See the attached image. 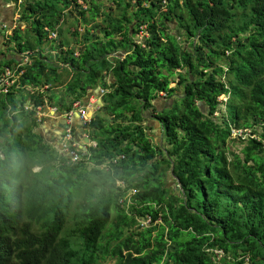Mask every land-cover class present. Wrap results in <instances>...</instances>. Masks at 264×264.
Listing matches in <instances>:
<instances>
[{"label":"trees","instance_id":"16d2710c","mask_svg":"<svg viewBox=\"0 0 264 264\" xmlns=\"http://www.w3.org/2000/svg\"><path fill=\"white\" fill-rule=\"evenodd\" d=\"M84 1L26 0L27 31L10 37L33 51L20 82L49 84L61 110L110 91L88 127L97 144L77 162L38 130L42 91L30 109L24 88L0 92V264H264V0ZM69 19L84 30L64 35ZM42 43L56 59L35 51ZM18 63L0 59V72ZM163 98L173 103L159 109ZM236 128L246 144L230 156Z\"/></svg>","mask_w":264,"mask_h":264},{"label":"clouds","instance_id":"9594fccd","mask_svg":"<svg viewBox=\"0 0 264 264\" xmlns=\"http://www.w3.org/2000/svg\"><path fill=\"white\" fill-rule=\"evenodd\" d=\"M77 1L80 5V8L81 5L83 7H87L88 5V3H85L84 0ZM25 3L26 0H0V59L11 58L9 57V55H13L12 57H19V59H17L19 63L16 64L14 68L6 67L0 72L1 76V74L5 73L7 69L11 70L13 72L11 79L14 81V83L9 87L8 91H5L0 85V92L6 94L10 90H12L13 86H15L16 89L24 88L22 94L23 96H25V108L30 109L34 107L32 95H35L39 91H42L43 94H45L44 98L46 103L44 105H39L35 108L37 112V120L39 122L38 130L42 135L44 134L43 136L45 137V139H47L51 144H53V146L58 150L59 154H62V151H65L66 158L69 160V162H77L82 159L85 154H87L89 145L95 146L97 144L96 141H92L90 139L88 127L90 125L94 113L98 110L101 105H103L102 97L110 91V88L98 86L97 88L89 91L87 99H76L73 102V107L70 110H61L57 105H54L49 102V99L46 94L47 90L50 89L49 84H44L41 86L23 85L20 82L19 78L24 73V68H21L19 71L18 69L24 64L26 65L32 62L31 56L33 51H16V49H14L15 44L13 42H10V37L13 34L15 28H20L21 31H23L22 29H25V32H22L23 34H25L27 31V23L22 20V9L24 6L23 4ZM6 12H10V14H7ZM3 14L6 15L3 17ZM65 18L67 19V17ZM147 26V23L143 24L140 30L136 33V38H138V40H144V38L149 35ZM77 27H79V32H82L84 30V26L81 23ZM45 29L48 30L49 39L56 40L59 38L58 28H49L46 26ZM53 43H55V41H53ZM66 47L67 46H64L62 49L66 50ZM36 50H40L41 52H44L46 54H51L56 59V54L59 51V48H52L51 43H42V46L37 47L35 51ZM74 55H80V49L78 47L75 49ZM59 63L61 66L70 69L68 63ZM56 89L63 90L64 86H59ZM222 96V99H227L225 95ZM93 97L95 98V101L92 102L91 99ZM94 106H96V108L92 110ZM52 122L56 124V131L51 135L49 130L47 129V124ZM58 124H61L62 126ZM60 127H62L61 131L58 130ZM43 128H46V130L48 131V137L43 132ZM236 129L240 130L238 131V136H242L241 139H245L246 136L243 134L244 129ZM154 131L156 132L153 133L152 129L150 130L151 137H153V134L157 135L156 133L163 137L162 129L158 122L157 126L154 128ZM118 183L125 187L122 181H119ZM178 186H180V184H178ZM130 191L131 190H129L128 192ZM126 197H128V193ZM141 221L143 222V224H145L149 222L150 219L147 217ZM215 251L223 253L222 250L215 249ZM245 262H249V259H246Z\"/></svg>","mask_w":264,"mask_h":264},{"label":"rangeland","instance_id":"374dc122","mask_svg":"<svg viewBox=\"0 0 264 264\" xmlns=\"http://www.w3.org/2000/svg\"><path fill=\"white\" fill-rule=\"evenodd\" d=\"M72 19H69L68 21H65V23H63L62 26H60L61 28L64 29V35L65 34H72L74 32V30L77 28L79 30V27H76L74 24H72ZM22 32H25V29H22ZM171 32H176L175 28H171ZM184 40V39H182ZM185 47H190V43L185 41ZM177 82H172L171 86H176ZM164 96V95H163ZM165 98V97H164ZM161 99V100H156L155 101V105L157 106V108L159 109H163L164 107H166L167 105L173 103V98H168V99ZM223 98V96H221V99ZM91 101H95V98H92ZM169 103V104H168ZM96 108V106H94L92 108V110ZM223 109H225L223 107ZM149 114V111L148 113ZM150 115V114H149ZM153 128H152V132L155 133L156 131H154V128L157 126V122H153ZM238 131L237 129H234V132L231 134L230 136V141H229V149H228V153L231 156L232 153H240L242 147L246 144V141H242V139H239L238 136ZM43 132L46 134V136L48 137V131L46 130V128H43ZM157 135L153 134V141L155 144H161V141L163 140V137H161V135H159L158 133H156ZM44 135V134H43ZM62 154L65 155V151H62ZM33 170H39V166H36ZM166 178L164 177V180ZM166 185L167 187L171 188L170 190V195H179L180 194V190H179V186L176 183L175 177L172 175V173L169 171L168 175H167V179H166ZM133 193V191L128 192V196H130ZM77 195V194H76ZM78 197V195H77ZM134 217H136V215H134ZM138 218V217H137ZM115 221V214L113 213V217L111 218L108 226L106 227V229L104 230L105 233H107L108 230L112 229L113 227V222ZM71 224V223H69ZM135 228V227H134ZM103 264H116V260L115 259H107L105 262H103Z\"/></svg>","mask_w":264,"mask_h":264},{"label":"built area","instance_id":"2783aa9c","mask_svg":"<svg viewBox=\"0 0 264 264\" xmlns=\"http://www.w3.org/2000/svg\"><path fill=\"white\" fill-rule=\"evenodd\" d=\"M12 73L13 72L11 70L7 69L6 72L0 76V85L5 91H8L9 87L14 83V81L11 79Z\"/></svg>","mask_w":264,"mask_h":264},{"label":"crops","instance_id":"0c3cea01","mask_svg":"<svg viewBox=\"0 0 264 264\" xmlns=\"http://www.w3.org/2000/svg\"><path fill=\"white\" fill-rule=\"evenodd\" d=\"M6 9V8H5ZM7 10V9H6ZM7 14H10V12H6ZM6 14H3V17L5 16ZM4 19H6V18H4ZM13 55H9V57H12ZM17 59H19V57H17ZM94 98V97H93ZM61 119H63V118H61ZM55 126H56V124L54 123V122H52V123H49V124H47V129L49 130V132H50V134L52 135L55 131H56V129H55Z\"/></svg>","mask_w":264,"mask_h":264},{"label":"flooded vegetation","instance_id":"af4514ba","mask_svg":"<svg viewBox=\"0 0 264 264\" xmlns=\"http://www.w3.org/2000/svg\"><path fill=\"white\" fill-rule=\"evenodd\" d=\"M58 130L61 131L62 130V127H60Z\"/></svg>","mask_w":264,"mask_h":264},{"label":"water","instance_id":"95a60500","mask_svg":"<svg viewBox=\"0 0 264 264\" xmlns=\"http://www.w3.org/2000/svg\"><path fill=\"white\" fill-rule=\"evenodd\" d=\"M58 125H61V124H58ZM62 126V125H61Z\"/></svg>","mask_w":264,"mask_h":264}]
</instances>
